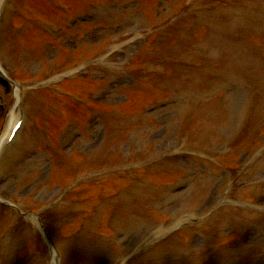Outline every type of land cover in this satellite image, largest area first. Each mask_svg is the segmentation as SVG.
I'll return each instance as SVG.
<instances>
[{
	"label": "rangeland",
	"instance_id": "1",
	"mask_svg": "<svg viewBox=\"0 0 264 264\" xmlns=\"http://www.w3.org/2000/svg\"><path fill=\"white\" fill-rule=\"evenodd\" d=\"M50 2L0 0V264H53L27 212L58 264H264V0Z\"/></svg>",
	"mask_w": 264,
	"mask_h": 264
},
{
	"label": "bare ground",
	"instance_id": "2",
	"mask_svg": "<svg viewBox=\"0 0 264 264\" xmlns=\"http://www.w3.org/2000/svg\"><path fill=\"white\" fill-rule=\"evenodd\" d=\"M15 118H16V117H13V118L11 119V121L9 122L8 127H7V129H6V131H5V133L2 135V137H1V139H0V144H1V143L4 141V139L8 136V133H9V131H10V127H11L12 123L14 122Z\"/></svg>",
	"mask_w": 264,
	"mask_h": 264
}]
</instances>
